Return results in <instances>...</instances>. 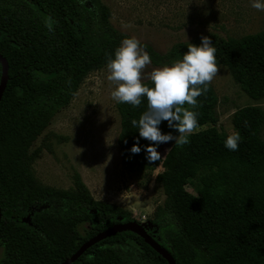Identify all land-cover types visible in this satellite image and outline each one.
Masks as SVG:
<instances>
[{
  "label": "trees",
  "instance_id": "obj_1",
  "mask_svg": "<svg viewBox=\"0 0 264 264\" xmlns=\"http://www.w3.org/2000/svg\"><path fill=\"white\" fill-rule=\"evenodd\" d=\"M49 20L53 31L46 27ZM0 33V55L8 62L0 99V264H60L97 233L132 222V215L95 199L79 175L71 189L40 184L30 147L128 35L113 25L101 0H0ZM202 36L212 39L218 65L241 90L253 99L264 97V29L240 37L212 31ZM189 43L199 45L201 38L175 42L163 53L141 45L151 64L163 67L181 60ZM143 82L154 86L150 79ZM197 100L198 131L182 147L172 141L152 164L146 159L151 142L131 124L147 110L146 97L139 107L117 102L121 163L133 173L162 167L155 176L164 199L154 215L160 235L154 239L176 264H264V109L244 105L233 112L241 141L231 151L225 146L230 134L217 129L213 86ZM159 127L179 134L167 121ZM138 138L141 151L133 154ZM70 264L169 262L135 231L119 230Z\"/></svg>",
  "mask_w": 264,
  "mask_h": 264
},
{
  "label": "rangeland",
  "instance_id": "obj_2",
  "mask_svg": "<svg viewBox=\"0 0 264 264\" xmlns=\"http://www.w3.org/2000/svg\"><path fill=\"white\" fill-rule=\"evenodd\" d=\"M101 1L116 28L160 53L175 42H191L208 31L240 37L264 29V11L254 9L253 0ZM218 66L220 71L211 82L218 97L217 129L232 134L233 112L244 105L264 109V97L248 96L229 70ZM155 68L160 67L151 64L144 70V81ZM108 74L105 65L83 79L69 104L32 143L31 170L37 182L56 189L74 188L79 175L95 199L129 210L134 224L160 239L154 215L164 193L155 176L162 167L144 173L129 172L123 167L117 146L120 117L111 96L115 85L108 81ZM261 137L264 140V126ZM171 143L160 147L161 156ZM188 189L194 192L191 186Z\"/></svg>",
  "mask_w": 264,
  "mask_h": 264
},
{
  "label": "clouds",
  "instance_id": "obj_3",
  "mask_svg": "<svg viewBox=\"0 0 264 264\" xmlns=\"http://www.w3.org/2000/svg\"><path fill=\"white\" fill-rule=\"evenodd\" d=\"M251 6L264 11V0H253ZM46 27L53 31L51 20L46 22ZM187 46L188 51L181 60L147 74L154 86L143 82L144 70L152 60L136 37L123 39L114 57H109L107 62V79L115 85L111 96L116 102L139 107L143 99H147V110L131 124L139 130V138L151 142L146 147L149 164L161 160V153L157 150L159 144L175 141L176 146L182 147L190 142L189 137L200 127L198 113L193 110L198 106L197 98L209 91L211 82L220 71L217 49L209 36H202L199 45L189 43ZM163 121H167L179 135L163 133L159 127ZM139 138L131 148L133 154L141 151ZM240 141L239 132H235L228 135L225 146L237 151Z\"/></svg>",
  "mask_w": 264,
  "mask_h": 264
},
{
  "label": "water",
  "instance_id": "obj_4",
  "mask_svg": "<svg viewBox=\"0 0 264 264\" xmlns=\"http://www.w3.org/2000/svg\"><path fill=\"white\" fill-rule=\"evenodd\" d=\"M0 62L2 64V77L0 81V99L2 94L5 90L7 77H8V62L7 60L0 55ZM0 218H1V210H0ZM119 230H132L138 233L140 236L144 238V240L151 245L159 254H161L169 264H176L173 256L171 253L162 247L154 237L149 234L145 229L142 227L134 224L133 222L129 223H116L110 226L109 228L97 233L87 241H85L71 256L67 257L63 262L60 264H70L75 261L87 248L95 244L96 242L100 241L101 239L105 238L106 236L113 234Z\"/></svg>",
  "mask_w": 264,
  "mask_h": 264
}]
</instances>
